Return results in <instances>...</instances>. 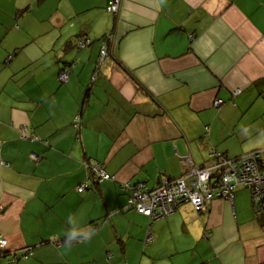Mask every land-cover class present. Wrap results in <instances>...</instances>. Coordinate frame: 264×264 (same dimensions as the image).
<instances>
[{
    "label": "crops",
    "instance_id": "crops-1",
    "mask_svg": "<svg viewBox=\"0 0 264 264\" xmlns=\"http://www.w3.org/2000/svg\"><path fill=\"white\" fill-rule=\"evenodd\" d=\"M262 134L264 0H0V264H264L248 187L200 213L127 209V185ZM69 216L90 236L66 244Z\"/></svg>",
    "mask_w": 264,
    "mask_h": 264
},
{
    "label": "built area",
    "instance_id": "built-area-1",
    "mask_svg": "<svg viewBox=\"0 0 264 264\" xmlns=\"http://www.w3.org/2000/svg\"><path fill=\"white\" fill-rule=\"evenodd\" d=\"M108 6V10L115 13L117 1L109 2ZM78 43L82 46L83 40H79ZM101 53H104L103 49ZM60 80L65 82L66 74H61ZM219 104H221V101L217 100L215 105L218 106ZM30 158L36 160L37 156L35 153H31ZM256 159L260 162L257 155L254 154L250 160L244 159L238 163L226 162L223 175L217 185L218 189L208 187L210 180L209 169H191L187 177L176 180L163 178L161 185L150 192L139 184L132 190L130 204L137 213L157 219L171 214L174 208L183 201H188L196 211L200 210L207 201L214 198L229 199L231 201L233 189L237 185H243L250 188L254 202L258 206L262 200L261 197L264 196V172L260 173L257 171L255 166ZM262 164L264 165V161ZM108 176L103 172L100 173V177L103 179H108ZM186 179H190L188 184ZM84 187H86L85 184L79 185L76 188L77 192H81ZM5 245L6 240L0 237V247Z\"/></svg>",
    "mask_w": 264,
    "mask_h": 264
},
{
    "label": "trees",
    "instance_id": "trees-1",
    "mask_svg": "<svg viewBox=\"0 0 264 264\" xmlns=\"http://www.w3.org/2000/svg\"><path fill=\"white\" fill-rule=\"evenodd\" d=\"M112 2V1H111ZM109 5V4H108ZM107 5V7H106V10H108L109 9V6ZM111 14H113L112 13V11H109ZM111 36H112V34L111 33H107V34H105L103 37H101V42H102V45H101V48H100V54H99V57H98V59H97V61H96V66H95V68H94V70H93V72H94V77H93V80H94V78H95V75L98 73V71H99V68H100V65L101 64H103L108 58H109V56H111V49H112V43H111ZM78 40H77V46L79 47V48H84V47H86V46H88V45H91V41L89 40V39H87V38H85V37H78L77 38ZM79 40H83V45L81 46V45H79V43H78V41ZM102 49H103V52L104 53H101V51H102ZM68 72H69V70H67L66 68H61L60 69V71H59V74H58V80L61 82V83H64L63 81H61L60 80V76H61V74H66V81H67V79H68ZM128 75H130L129 73H128ZM130 77H131V75H130ZM65 81V82H66ZM77 123H75L74 125H76ZM77 126V125H76ZM78 127V126H77ZM37 138V137H36ZM254 154H256L257 155V157H258V159L260 160V162L256 159V169H257V171H259L260 173H263L264 172V165L262 164V162L264 161V151H259V150H254V151H251V152H248V153H246V154H244V155H241V156H239V157H234V158H229V157H227V155L224 153V152H219V151H216V150H211V151H209L208 152V154H207V158H206V160H205V162L204 163H202V164H200V165H194L193 164V162H192V160L191 159H188V162L187 163H189L188 165H190V168H188V169H186L185 170V173L182 175V176H180V177H178V178H170V180H176V179H180V178H185V177H187V175H188V173L190 172V170L191 169H209L210 170V180H209V184H208V187H210V188H216V189H218L217 188V185L219 184V182H220V179H221V177H222V175H223V172H224V164H226V162H235V163H238V162H240L241 160H244V159H248V160H250L251 159V156L252 155H254ZM222 164H223V166H222ZM219 166V167H218ZM215 167H218V168H215ZM100 179H103V178H101L100 177ZM111 178H110V176H108V179H103V180H110ZM169 179V178H168ZM96 181H98V180H96ZM188 181H190V179H186V183L188 184ZM139 184H141L142 186H143V188L145 189V190H147L148 192H150V191H152V190H156L158 187H156V188H148V187H146L144 184H142V183H136V184H133V185H127V209L129 208V209H131V210H134L135 211V213H137L136 212V210H135V208H133V206L130 204V199H131V197H132V190L135 188V187H137ZM161 185V184H160ZM92 186V185H91ZM242 187H244L245 188V186H242ZM236 188V187H235ZM249 189V192H250V194L252 193V191L250 190V188H248ZM234 190V189H233ZM252 195V194H251ZM232 197H233V191H232ZM262 198V200L260 201V203H259V205L258 206H256V205H254L255 207H253L254 208V210H255V213H263L264 212V196L263 197H261ZM218 199V198H217ZM212 200V199H211ZM210 201V200H209ZM209 201H207L206 203H205V205H203V207L200 209V210H194L193 209V207H192V205L188 202V201H183L182 203H180L177 207H175L174 208V210H173V212L172 213H174L178 208H179V206L181 205V204H189L191 207H192V210L195 212V213H200L205 207H206V205H207V203L209 202ZM233 201V200H232ZM171 213V214H172ZM137 214H139V213H137ZM171 214H168V215H166V216H163V217H160V218H157V219H153V218H151V217H149V216H145V215H142V216H144V217H147L148 219H149V221H155V220H159V219H162V218H164V217H167V216H169V215H171ZM149 241V238L147 239V240H145V242H148ZM5 255V254H4Z\"/></svg>",
    "mask_w": 264,
    "mask_h": 264
},
{
    "label": "clouds",
    "instance_id": "clouds-1",
    "mask_svg": "<svg viewBox=\"0 0 264 264\" xmlns=\"http://www.w3.org/2000/svg\"><path fill=\"white\" fill-rule=\"evenodd\" d=\"M256 143L260 144V145H264V134H262V137L259 140H257ZM67 222L71 227L66 233V239H65L66 244H70L72 241L76 240L80 236H84L85 238L90 236L91 233L85 232L83 229L78 228L76 226V222L74 221V219L71 216L68 217ZM6 243H7V241H6Z\"/></svg>",
    "mask_w": 264,
    "mask_h": 264
}]
</instances>
